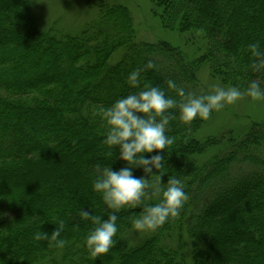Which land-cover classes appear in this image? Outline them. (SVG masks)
Instances as JSON below:
<instances>
[{
	"label": "trees",
	"instance_id": "obj_1",
	"mask_svg": "<svg viewBox=\"0 0 264 264\" xmlns=\"http://www.w3.org/2000/svg\"><path fill=\"white\" fill-rule=\"evenodd\" d=\"M37 2L0 0V264H264V126L240 139L229 133L200 142L205 120L184 124L178 112L166 133L176 139L164 154L169 174L162 183L169 175L182 180L189 199L180 216L133 246L128 233L140 210H121L115 246L106 256L89 255L85 240L94 226L82 212L107 219L110 211L93 190L94 165L127 166L118 150L106 157L99 110L145 84L175 97L169 79L204 93L179 48L140 40L125 7L84 0L96 16L76 33H63L36 20ZM153 4L165 29L205 44L200 61L214 79L241 90L258 80L264 88V71L251 69L249 51L256 42L264 50V0ZM149 59L156 69L144 70ZM136 69L141 86L133 89L127 77ZM223 143L225 150L198 162ZM133 174L144 177L142 169ZM36 231L49 239L34 242Z\"/></svg>",
	"mask_w": 264,
	"mask_h": 264
},
{
	"label": "clouds",
	"instance_id": "obj_2",
	"mask_svg": "<svg viewBox=\"0 0 264 264\" xmlns=\"http://www.w3.org/2000/svg\"><path fill=\"white\" fill-rule=\"evenodd\" d=\"M249 51L254 57L251 69L257 73L264 71V50L260 43L250 44ZM156 68V63L151 59L144 66V70ZM141 79V69H136L128 74L127 83L137 89L141 86ZM166 85L168 90L175 93V97L167 95L160 86L145 84L140 91L99 110L107 128L102 141L108 149L105 155L111 158L116 156L118 150L119 159L127 166L114 171L111 164L94 165L93 190L100 194L103 204L110 211L107 219L89 211L82 212L83 218L94 226L85 240L88 253L93 258L106 256L115 246L117 213L121 210H140L132 219V227L141 233L155 232L170 219L180 216L189 199L182 180L169 175L168 182L162 183V178L169 174L164 154H168L167 149L176 139L166 133L170 122L177 118L176 112L180 121L191 124L197 118L208 120L213 111L233 105L245 96L253 101L264 100V88L258 80L250 81L244 90L238 86H217L207 95L186 92L172 79L167 80ZM134 169H142L144 177H136ZM153 200L158 202L152 203ZM63 229L64 223L61 221L51 234V240H58ZM32 239L34 242L44 241L49 239V235L36 231ZM64 243L63 240L59 241L60 246Z\"/></svg>",
	"mask_w": 264,
	"mask_h": 264
},
{
	"label": "rangeland",
	"instance_id": "obj_3",
	"mask_svg": "<svg viewBox=\"0 0 264 264\" xmlns=\"http://www.w3.org/2000/svg\"><path fill=\"white\" fill-rule=\"evenodd\" d=\"M103 1L128 9L140 40L154 44L167 43L172 47L179 48L184 62L193 71L204 95L210 94L212 89L217 86L229 87L214 79L209 71L210 66L204 61H200L205 52V44L199 40L193 42L190 35L165 29L153 0ZM83 2L84 0H38L32 8V13L36 20L46 27H53L63 33H76L96 16L95 12L88 11L83 7ZM259 125L264 126V100L253 101L249 97H243L233 105H226L220 111H213L210 118L204 121L196 139L203 142L220 135L230 136L229 133L240 139L254 126ZM226 147L228 145L225 143L213 146L198 157V162H207ZM150 233L137 232L132 227L128 233V239L133 246H136L150 236Z\"/></svg>",
	"mask_w": 264,
	"mask_h": 264
}]
</instances>
